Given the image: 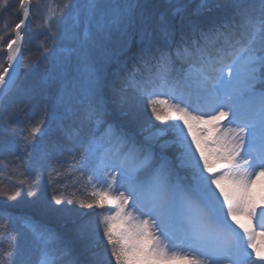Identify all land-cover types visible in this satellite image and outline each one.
Returning a JSON list of instances; mask_svg holds the SVG:
<instances>
[{
    "label": "snow or ice",
    "instance_id": "1",
    "mask_svg": "<svg viewBox=\"0 0 264 264\" xmlns=\"http://www.w3.org/2000/svg\"><path fill=\"white\" fill-rule=\"evenodd\" d=\"M11 7L10 0H0V12ZM20 7L23 11L14 25L15 39L7 44L8 66L0 65V117L7 125L5 134L16 130L15 122L25 111L11 95L18 87L21 32L31 19L29 0H20ZM75 7L82 9L83 19L74 22L86 21L89 37L93 30L100 40L111 38L114 31L142 34L138 64L128 73L122 91H131L133 100H145L157 120L178 121L155 132L150 125L145 139L158 140L171 133V139L161 147L178 148L174 158L180 160L184 175L177 173L168 156H157L151 145L139 144L109 125L101 136L88 138L78 161L73 157L92 172L89 182L95 177L105 186L93 190L89 199H78L80 207L107 206L109 212L115 211V215L73 222L88 259L81 261L62 243L53 246L59 239L55 233L33 227L30 240L10 236L8 247L0 249V264H264V247L257 243L258 238H264V194L258 200L253 189L254 177L264 175V0H201L197 12L211 7L221 11L207 26L184 16L187 0L169 5L171 16L159 14L155 19L146 10L149 6L138 0H86L83 5L67 0L55 17L57 23H63ZM87 43L80 42V63L91 81L94 73ZM48 53L44 48L40 55L46 58ZM185 63L200 83L197 101L190 106L201 115L181 107L187 103L182 96H174L180 103L170 104L160 99L157 91L168 85L177 71L175 66L183 68ZM85 119L103 123L102 109L90 101ZM225 120L227 128L222 127ZM43 125L42 116L30 123L21 137L19 151L29 162ZM213 128L219 135L211 141L216 147L209 153L203 143L208 142ZM4 147L12 145L5 140ZM212 157L225 161L223 171L214 170ZM20 162L23 165L25 160ZM107 168H118L121 179L105 171ZM98 172L103 175L97 176ZM17 183L21 187L27 183L29 195H35L26 177ZM120 187H126L128 195L120 192ZM2 194L16 200L20 190ZM65 200L73 202L64 197L56 198V203ZM129 200L131 207L147 218L124 211ZM239 214L249 217V223L241 222ZM258 216L261 231L251 224ZM118 221H127L128 226L118 228ZM29 247L38 252L34 261L20 258Z\"/></svg>",
    "mask_w": 264,
    "mask_h": 264
},
{
    "label": "trees",
    "instance_id": "2",
    "mask_svg": "<svg viewBox=\"0 0 264 264\" xmlns=\"http://www.w3.org/2000/svg\"><path fill=\"white\" fill-rule=\"evenodd\" d=\"M66 2L67 0H29L31 19L27 22L22 64L30 48L36 60L30 72L27 73L23 67L17 81L18 87L14 88L11 94L15 101L17 95H22L19 103L24 106L25 111L15 122L16 130L7 134L3 132L7 125L3 117H0V249L8 247L10 236L16 235L28 239L22 234V229L31 230L32 227L57 229L58 225L67 230V233L64 232L66 237L59 241L64 245L69 243L71 245L76 239V233L73 235L70 231L72 228L69 227L72 223L69 220H77L89 213L87 211L82 215L77 201L80 198L89 199L91 194L88 184L90 171L83 169L73 159L75 157L78 161L80 153L86 147L80 137L84 140L90 136H101L109 125L128 135L131 132L118 117H116L118 120L115 119L112 123H100L98 126L94 119H85L90 101L100 108L104 107L103 117H111V108L108 114L105 112L107 106L103 98L104 96L109 98L114 84L112 89L108 86L110 78L103 83L101 72L106 66L114 68L112 76L114 71L117 72L121 61H125L132 53L129 41L125 39L116 48L115 39L123 30L118 33L113 32L111 38L104 40H100L93 30V35L89 37L86 21L83 24L74 22L76 18L83 19L80 7L72 8L70 16L63 23H57L55 17L59 15L60 9ZM76 2L83 5L86 0H76ZM112 2L114 3L115 0ZM121 2L127 3L129 0H121ZM138 2L147 4L149 7L146 10L153 13L154 18L161 14L162 9L171 16L173 9L169 5L178 3L179 0H138ZM10 3L12 7L9 11L0 12V65L3 67H7V44L15 35L14 25L21 18L23 11L20 0H10ZM200 4L201 0H187L188 7L183 13L184 16L202 26H207L221 15V11L215 7L197 12ZM82 40L88 41L86 48L89 50V63L94 73L91 81L81 68ZM141 41L142 37L133 49L141 47ZM44 48L53 53H48L46 58L42 57L40 53ZM136 57L134 59L138 61L139 56ZM117 60L115 67L114 62ZM134 63L138 64L135 60ZM127 76V71L122 73L124 79ZM174 76L177 79L178 73L175 72ZM65 87L70 90L71 96L66 94ZM67 100L69 105L64 104ZM52 112H56L59 116L50 123L49 132L37 134L36 151L29 162L24 157V153L19 151L21 137L27 134L30 123H34L42 116L45 121ZM112 118L114 119V116ZM103 121L106 120L103 118ZM5 140L12 145L11 148L4 147ZM22 159L25 160L23 165L20 162ZM25 177L32 183L31 191L35 195H29L27 183L22 187L17 183ZM34 181H39V184L36 185ZM18 188L20 196L16 200H9L2 194L7 192L12 195ZM64 197L73 202L69 204L65 200L62 204L56 203V198ZM6 224L8 234L5 233ZM37 255L38 252L29 247L20 258L34 261Z\"/></svg>",
    "mask_w": 264,
    "mask_h": 264
},
{
    "label": "rangeland",
    "instance_id": "3",
    "mask_svg": "<svg viewBox=\"0 0 264 264\" xmlns=\"http://www.w3.org/2000/svg\"><path fill=\"white\" fill-rule=\"evenodd\" d=\"M148 3L151 4V2H148ZM172 13H173V11H172ZM161 14L168 15V12H166V11H164V9H162ZM155 18L156 17L154 16V19ZM27 22H26V26H24L25 28H27ZM133 32H134V34H133ZM25 33H26V30H22L21 35L24 37ZM117 33H118V31H117ZM136 37L138 39H135ZM141 37H142V34H140V36H139V33L136 30H132V31L123 30L122 33L119 34L117 36V38L115 39L116 48L119 47V44H121L122 41L124 42L125 39H127L129 41V46L131 48L132 53H130L129 58L125 59V61H123V62L121 61L120 68H117L116 73H115V71L113 72V76H112V70L114 68H109L110 66L109 67L106 66L104 69H102L101 80L103 81V83L107 82L108 78H110V85H108V83L106 85H108L112 89L113 84H114V89H113V91H110L111 94H109V98L107 99L105 96L103 98V101L105 102V104L107 106V110L105 112L108 114V110H110V108H111V113H112V114H110L111 117H109V116L103 117L106 120V121H103V124L107 123V122L112 123V121H115V119H117L116 117H118L121 121L124 122L125 127L130 128V130H131V132H129L130 135L132 137H134V139L139 144H143L145 146L151 145L153 148V151L157 154V156H159V155L168 156L170 159H172L173 167L177 170V173L179 175H184L183 169L180 167V160L178 158H174V157H178V148L176 146L161 147L162 145L165 144L166 140L171 139V133L164 135V136H160L158 140H146L145 139L149 135V132L146 130L149 128L150 125L152 126V131L155 132L157 129L163 130V129L171 128L173 125L178 123V121L171 120V119L168 121L157 120L155 118V116L151 114V108H150V106L147 105V102L145 100H143V99L133 100L132 99L133 94L131 91H127L126 93L122 91V89L125 86V81L127 79V78L124 79L122 77V73L125 71H127V73H129L137 65L134 63V60L136 62H138V61H137V59H134V58H137L136 56L140 55L139 50L141 49V47L138 46V47H136L137 49L136 48L133 49V47H135V45L137 44L138 40ZM13 39H15V35L12 38V40ZM133 41H134V43H133ZM135 41H136V43H135ZM20 46H21V54L23 56L24 42L21 43ZM13 47H16V45H13ZM31 49L32 48H30L28 56L26 57L25 61H23L24 66L21 63L20 73H22L23 67L27 73L30 72V68L35 63V60H36L35 55L33 54V52H30ZM50 52L53 53V51L50 50L49 54H50ZM117 62H118V60L114 62L115 67L117 66ZM175 67L177 69L176 73H178V77H181V85L182 86H180V87H182L181 88L182 95H180V96H182L183 99L185 101H187V103H181V107H187L188 111L192 112L193 115H201L202 113L194 112L193 106H190V105H195V103L197 101V95H198L199 90H200V83L197 79L196 72L193 69H191L190 65H188L187 63H185L183 65V68H181L179 64H177ZM110 73H111V76H109ZM175 77L176 76L171 77V79H175ZM170 84L171 83H168V85L166 87H163V88H159V87L157 88V91L161 93L160 99L167 100L170 104L180 103V101L178 99L174 98V96H175L174 91L172 92L173 94L170 93L169 89L172 88V87L169 88V86H172ZM176 87L179 88V86H176ZM65 91H66L67 95H70V96L72 95V94H70L71 93L70 90H68L66 87H65ZM21 100H22V95L21 94L17 95V102H19ZM64 102H65L64 104L69 105L68 100L64 101ZM103 108H101V109H103ZM57 116H59V115H57L56 112H52L51 115L48 117L49 119L44 121V125H43L40 133L49 132L51 130L50 123H52L53 119L56 118ZM112 116H114V119L112 118ZM205 118H207V117H205ZM97 126H98V124H97ZM195 127H196V125L194 124V128ZM222 127L223 128L229 127L227 124V120L222 122ZM231 127H235V125H232ZM96 129H97V127L94 128V130H96ZM40 133H38V134H40ZM217 135H219V133H217V131L213 128L212 132L209 134L208 142L203 143V146L205 147L207 152L210 153L216 147V145L212 144L211 141L214 140L217 137ZM80 139H82V141H84V145L87 146L88 138H85L83 140V138L80 137ZM100 150H101V152H103L102 146H101ZM59 156H61V155H59ZM212 158L214 160V163H213L214 170L219 169L220 171H223L225 161L220 160L217 157H212ZM105 162L107 163L110 161H105ZM105 171L111 172L112 175L116 176L118 181L121 179L120 175H119V169L118 168L117 169L107 168V169H105ZM256 171H259V170L257 169ZM217 174H219V172ZM90 175H92L91 171H90ZM96 175L102 176L103 172H98ZM254 181H255V183L253 185V189L257 194V199L259 200V197L262 194H264V175H261L259 177H254ZM224 183L227 184L228 181H225ZM88 184H89L91 192L95 189L104 190V187H105L95 177L91 182H89V180H88ZM119 191L124 192L125 195H128L126 187H120ZM112 195H116V193H113ZM131 204H132V201L129 200V206H127L124 211L132 213V215L134 217H137L139 219L147 218V217L141 216V214L138 211H136L135 209H133L131 207ZM91 210H93V211L90 212ZM87 211H89V213L85 216H81L80 218L84 217V218H91V219L95 220L96 218L103 217L104 215H115V211L109 212L107 210V206L105 208H95L94 207L93 209H87V208H80L79 209V212H81L82 215L87 213ZM258 212H259V209H258ZM122 215H123V213H122ZM80 218H77V220ZM239 218H240L241 222L246 223V224L249 223V217H247L243 214H239ZM74 221H76V220L75 219L69 220V222H71L73 225H74V223H73ZM72 224H70L69 228H72V229H70V231L73 232V235H74L76 232L74 230V226L71 227ZM251 224H252V226L256 227L257 231H261L259 216L256 218H252ZM116 226L118 228H123V227L128 226V222L127 221H123V222L118 221L116 223ZM31 230L29 228L22 229V234H25V236H27L28 239H31V236H32ZM47 230H49L52 233H55L56 237L59 238L58 241L54 240L53 246H55L57 243H61L59 240L66 237L64 232L67 233V230L62 229V227L60 225L57 226V229L54 227H50V228H47ZM103 243L106 246V241H104ZM257 243L260 244L262 247H264V238H258ZM66 246H68L70 248L73 256L77 257L78 259H81L82 261H84L85 259L86 260L88 259L89 254L85 253L83 251L82 243L79 240L77 235H76V239L73 241V243H71V245H70V243L66 244ZM175 250L181 251L180 249H175Z\"/></svg>",
    "mask_w": 264,
    "mask_h": 264
},
{
    "label": "bare ground",
    "instance_id": "4",
    "mask_svg": "<svg viewBox=\"0 0 264 264\" xmlns=\"http://www.w3.org/2000/svg\"><path fill=\"white\" fill-rule=\"evenodd\" d=\"M19 55H20V54L17 55V61H19ZM13 63L16 64V61H13ZM21 63H22V62H20V65H21ZM18 67H19V63L17 64V70H18ZM9 74H12V69H11V68L9 69ZM6 79H7V77H6ZM170 79H171V78H170ZM171 80H172V79H171ZM169 82H172V81H169Z\"/></svg>",
    "mask_w": 264,
    "mask_h": 264
}]
</instances>
